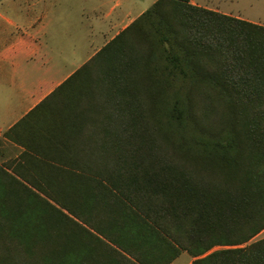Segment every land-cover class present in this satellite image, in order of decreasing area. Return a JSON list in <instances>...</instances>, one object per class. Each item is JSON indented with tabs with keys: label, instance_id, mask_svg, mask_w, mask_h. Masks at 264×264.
<instances>
[{
	"label": "trees",
	"instance_id": "1",
	"mask_svg": "<svg viewBox=\"0 0 264 264\" xmlns=\"http://www.w3.org/2000/svg\"><path fill=\"white\" fill-rule=\"evenodd\" d=\"M79 76L72 151L21 157L43 208L103 215L138 264H264V26L156 0Z\"/></svg>",
	"mask_w": 264,
	"mask_h": 264
},
{
	"label": "crops",
	"instance_id": "2",
	"mask_svg": "<svg viewBox=\"0 0 264 264\" xmlns=\"http://www.w3.org/2000/svg\"><path fill=\"white\" fill-rule=\"evenodd\" d=\"M155 1L94 0L82 15L88 16V47H71L72 52L59 44V36L66 39L73 27L60 28V20L49 17L52 4L0 1V9H17L11 18L0 12V264H138L118 247L117 229L108 230L103 215L44 209V195L31 188L43 184L35 172L40 166L21 157L72 151L68 142L81 136L84 119L59 112L63 102L90 84L88 77L74 75ZM191 4L264 26V0ZM257 238H264V230ZM192 261L184 252L170 264Z\"/></svg>",
	"mask_w": 264,
	"mask_h": 264
},
{
	"label": "rangeland",
	"instance_id": "3",
	"mask_svg": "<svg viewBox=\"0 0 264 264\" xmlns=\"http://www.w3.org/2000/svg\"><path fill=\"white\" fill-rule=\"evenodd\" d=\"M42 2L45 4H52L49 17L59 19L60 28L64 26L73 27V29L69 31L66 39H63V34L60 33V45L69 47L70 52H72V49L70 50L71 47H75L76 50L80 47H88L89 39H91V33L89 32L87 22L88 16L82 15L84 13L88 15V10L94 5V0H42ZM0 12L2 15L11 18L15 16L14 14L17 13V9L8 8V6L3 5L1 6ZM61 47L63 46H60L59 49H61ZM84 50L86 51L87 49ZM81 57H84L83 53H81Z\"/></svg>",
	"mask_w": 264,
	"mask_h": 264
}]
</instances>
